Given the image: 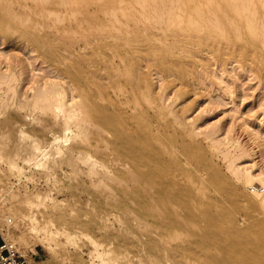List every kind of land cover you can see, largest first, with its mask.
Segmentation results:
<instances>
[{
  "label": "rangeland",
  "instance_id": "1",
  "mask_svg": "<svg viewBox=\"0 0 264 264\" xmlns=\"http://www.w3.org/2000/svg\"><path fill=\"white\" fill-rule=\"evenodd\" d=\"M21 1L38 4L36 8H27L29 16L32 15V19L27 22L33 24L37 20V24H46L40 25L41 32L54 31L60 36L77 35L80 38L81 34L90 33L94 41L98 42L112 39L108 34L116 33L117 28L111 24H123L124 13L142 17L145 10L151 8L136 4L134 0H66L63 4H56L55 8L48 7L51 4L45 0ZM232 1L214 0L213 3H206L204 0V3L202 0V4L200 0H186V9L187 6L195 5L194 2L197 5L201 3L197 15H209L210 18L203 20L206 24H237L238 29L221 28L212 33L213 36L205 45L190 44L194 56L184 75L170 76L167 80L159 67H155L150 75L156 94L163 92L166 82L174 83L169 87L166 104L175 100L178 107L187 106L186 121L196 133L198 149L206 155L207 163L224 176L226 187H214L209 181L208 170L195 167L198 150L190 151V159L179 154L182 162L177 168L194 192L190 200L193 207L190 205V208L195 213L190 212L188 217L187 209L176 203L171 204L175 215L169 217H178L183 223L160 238L153 216L144 212L147 201L138 197L114 199L109 195L111 188H106L96 175H92L87 163L82 160L77 159L73 166L63 164L55 169H46L36 165L34 159L24 162L23 154L12 155L23 168L22 173L18 174L8 168L5 156L0 157V230L6 240L15 242L28 254L35 253L33 264H98L100 258L95 256L96 245L92 239L99 244L100 252L104 250L117 258L114 264H217L223 254L217 245L212 244L205 249L190 244L196 238V231L201 233L204 229L210 230L211 222L206 216L209 210L216 218L214 223L216 220L219 222L217 225H220L222 240L227 237L226 232L231 230V222L234 221L243 239L250 242L249 249L258 250L259 255H264V208L250 205L258 193L251 191V186L257 188L261 184H242L243 196L240 199L243 200L238 201L236 198L237 201H233L227 193L231 185L239 182L233 172L236 168H248L253 173L264 175V0H244L247 1L243 3L242 12L245 14L240 15L235 13L236 9L232 5L237 6V3L242 2L235 0L237 2L233 4ZM180 14L187 15L186 10L180 11ZM250 21L260 24L254 32L247 28L246 24ZM179 22L176 24H184ZM253 39L256 45L249 43ZM0 54V72L16 71L19 74L16 96L22 99L32 94L31 87L43 83L48 76H54V71H50L51 67L36 51L8 46L0 41ZM95 56L100 59L103 54L97 53ZM145 65L143 70L146 69ZM94 78L101 81L95 75ZM32 79L36 82L31 83ZM2 92L0 90V103L8 101L10 105L7 110H15L16 96L7 100L6 94ZM16 121L17 129L22 128L28 134L24 141L35 138L42 148L53 147L52 133L39 130L36 121L31 120L29 115ZM58 133L63 134L62 131ZM7 139L12 141L10 137ZM70 142L74 140L71 138L67 143ZM27 199H33L37 204L30 207L25 203ZM55 204H58L57 207ZM115 204L121 205L126 212L114 208ZM61 208H67L72 214L80 213L83 219H93L94 224L70 229L74 241L68 240L64 233L54 234L51 248L40 240L43 231L37 233L30 230V220L20 216V213L34 214L40 225L49 224V220L53 219L60 227L56 212ZM7 217H11L12 221L8 222ZM49 227L56 226L49 224ZM8 231L10 234L6 236ZM150 238L162 239L167 247L178 245L183 246V249L174 256L164 246L156 247L149 243Z\"/></svg>",
  "mask_w": 264,
  "mask_h": 264
},
{
  "label": "bare ground",
  "instance_id": "2",
  "mask_svg": "<svg viewBox=\"0 0 264 264\" xmlns=\"http://www.w3.org/2000/svg\"><path fill=\"white\" fill-rule=\"evenodd\" d=\"M45 1L51 4L48 6L51 8L66 2ZM185 1L134 0L136 4L151 8L146 9L142 17L124 13L123 24H111L117 28L116 33L108 34L112 39L98 42L94 41L90 33L81 34L80 38L77 35L60 36L54 31L41 32L40 25L46 24H37V20H34L33 24L27 22L32 19V15L29 16L26 11L27 8H36L38 4L21 0H0L1 43L36 51L51 67L50 71H54L53 79L49 76V79L45 77L47 80L44 82L41 79L43 83L31 87L32 94L26 95L25 99L16 96L20 83L19 74L16 71L0 72V90L6 94L5 98L10 100L16 96L15 110H7L10 105L8 101L0 103V157H6L8 168L18 174L22 173V166L12 158V155L21 154L24 155V162L34 159L36 165L46 169H55L63 164L73 166L77 159L82 160L87 163L92 175H96L106 188H111L109 195L114 199L127 200L138 197L147 201L144 212L153 216L160 238H164L170 230L183 223L178 217H169L171 214L175 215L171 204L176 203L187 209L186 216L193 212L190 200L193 199L194 192L177 168L182 162L179 154L190 159V151L198 150L195 167L208 170L209 181L214 187L225 188L227 182L224 176L207 163L206 155L198 149L196 133L188 127L186 121L187 106L178 107V104L174 103L175 100L166 104L169 87L174 83L166 82L163 92L156 94L150 80L151 71L155 67L162 70L167 80L170 76L184 75L194 56L190 44L205 45L213 36V32L227 27L234 30L238 26L206 24L203 20L209 15H197L204 0H200L198 5L194 2L195 5L187 6V9L184 6ZM234 1L233 4L238 0ZM239 1L242 3L232 5L236 9L234 12H238L237 15L244 13L243 3L247 2ZM207 2L213 3L214 0H206ZM185 10L187 15L182 16L180 11ZM179 21L184 24H176L181 23ZM251 23L246 24L251 32L260 27V24ZM255 42L253 39L249 43L256 45ZM89 46L91 48H88ZM97 53H102L103 56L99 59L95 56ZM144 65L145 70L142 69ZM93 75L101 81L93 79ZM34 82L36 81L31 83ZM27 115L36 121L39 130L52 133V148H42L35 138L29 142L24 141L28 134L22 128L17 129L15 124L16 120H21ZM9 137L12 138L11 142L7 139ZM71 138L74 142L68 144ZM233 172L239 181L227 191L233 201H237L236 198L238 201L243 200L240 199L243 196L242 184H261L256 199L251 200L250 205L264 208V175L253 173L248 168H236ZM25 203L30 207L37 204L33 199H27ZM57 205L55 204L56 207ZM113 207L126 212L119 204ZM209 212L211 211L209 210L207 215L204 212L203 214L210 219L209 221L206 217L207 221L211 222L210 230L204 229L201 233L196 231V238L191 241V245L205 249H208L209 245H217L223 251L217 264H264V255H259L258 250L249 249L250 242L243 239L236 222H231L232 228L222 240L220 225H217L219 222L216 220L215 224L216 218ZM20 216L30 220V230L37 233L43 231L40 240L50 248L54 234L64 233L68 240L74 241L70 229L94 224L93 219H83L80 213L72 214L67 208L58 209L56 212V221L60 227H57L53 219L49 220V224L55 225V228L49 227L48 223L38 224L34 214L20 213ZM7 221L11 222L12 218L7 217ZM5 234L9 236L10 233L8 231ZM92 242L96 245L95 256L100 258L98 264H114L117 261V258L108 252H100L99 244L95 240L92 239ZM150 242L156 247L164 246V249L174 256L183 249V246L178 245L167 247L162 243V239L150 238ZM262 247L264 248V240Z\"/></svg>",
  "mask_w": 264,
  "mask_h": 264
},
{
  "label": "built area",
  "instance_id": "3",
  "mask_svg": "<svg viewBox=\"0 0 264 264\" xmlns=\"http://www.w3.org/2000/svg\"><path fill=\"white\" fill-rule=\"evenodd\" d=\"M259 187H251V191L257 192ZM34 252L28 254L15 242L3 239L0 244V264H33Z\"/></svg>",
  "mask_w": 264,
  "mask_h": 264
},
{
  "label": "crops",
  "instance_id": "4",
  "mask_svg": "<svg viewBox=\"0 0 264 264\" xmlns=\"http://www.w3.org/2000/svg\"><path fill=\"white\" fill-rule=\"evenodd\" d=\"M3 239H5V238H4V236H3V234H2V232H1V230H0V244H1V242L3 241Z\"/></svg>",
  "mask_w": 264,
  "mask_h": 264
}]
</instances>
